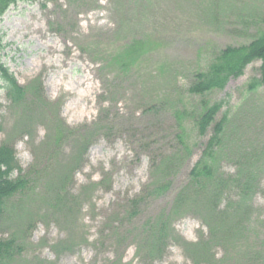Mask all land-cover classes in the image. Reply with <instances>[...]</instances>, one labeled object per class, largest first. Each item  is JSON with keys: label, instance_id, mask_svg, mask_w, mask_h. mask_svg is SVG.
I'll list each match as a JSON object with an SVG mask.
<instances>
[{"label": "rangeland", "instance_id": "374dc122", "mask_svg": "<svg viewBox=\"0 0 264 264\" xmlns=\"http://www.w3.org/2000/svg\"><path fill=\"white\" fill-rule=\"evenodd\" d=\"M253 14L264 19V0H40L9 7L0 18V63L22 87L40 81L57 119L12 107L0 82V145L14 149L28 181L0 224V239L16 245L8 264H192L186 244L209 234L201 211L173 215L164 252L151 261L138 252L141 230L168 209L211 135L200 137L191 121L200 100L187 92L193 75L220 50L251 40L255 28L246 31L242 18ZM138 40L143 48L130 67L110 63ZM260 65L206 97L221 104L217 120L228 119L220 172L236 177L249 161L256 184L240 234L213 245L215 264H264V89H248ZM102 111L120 129L94 134L80 156L86 128ZM178 114L191 154L174 160L164 196H143L161 179L150 173L151 159L181 151ZM57 127L68 129L59 143ZM229 189L220 209L232 213L238 192ZM54 202H70L69 216Z\"/></svg>", "mask_w": 264, "mask_h": 264}, {"label": "trees", "instance_id": "16d2710c", "mask_svg": "<svg viewBox=\"0 0 264 264\" xmlns=\"http://www.w3.org/2000/svg\"><path fill=\"white\" fill-rule=\"evenodd\" d=\"M38 1L40 0H0V18L13 5ZM49 1L53 0H44V2ZM262 23L264 19L260 20L257 14L242 18V25L246 27V31L249 27L255 28L253 30L255 34L251 40L239 46H228L220 50L204 71L193 75L187 92L190 96L199 97L200 100L195 114L191 116V121L200 137H204L208 131L211 135L203 147L200 158L190 170L187 181L175 192L168 209L144 223L141 230L144 239L138 247V252L144 253L148 261L154 257H160L164 252L169 238L171 218L179 211L189 209L201 211L204 224L209 230L208 237L201 238L196 243L186 244V250L192 255V264H215L216 259L212 253L213 245L220 237L226 236L230 239L240 234L243 229V219L249 215V201L256 188L255 176L247 170L250 166L249 161H245L246 169L240 170L241 173H238L236 177L226 176L220 172L218 162L224 145L228 119L224 114L220 120H217L221 104H211L206 97L214 91L224 89L229 80L242 76L245 69L254 62L261 63L258 68L259 77L250 81L248 89L250 91L259 87L264 89V28L261 27ZM142 48L141 41H132L118 55V58H112L110 63H118L123 69L128 68L140 55ZM0 82L2 83L1 88L5 91V97L12 107H23L31 115L41 116L51 113L52 118L57 119L56 111L50 110V105L43 96L40 81L37 80L22 87L0 63ZM105 112L102 111L86 128L87 132L79 147L80 156L87 151L89 139L94 134L111 133L120 129L112 118L108 119L109 115ZM103 114L104 117H102ZM175 118L180 130L176 138L181 147V154H172L165 159L161 157L151 159L150 173H156L161 179L157 178L156 182L148 184L142 192L143 196L147 193L154 198L164 196L171 188L174 160L179 161L180 155L185 154L189 157L191 154L186 144V131L182 126L184 116L178 114ZM67 133L68 129L66 130L65 127L64 130L57 127L55 142L59 143ZM15 172L18 176L13 178ZM21 173L22 169L17 162L14 149L5 144L0 145V224L3 222L8 203L27 190L28 181ZM227 189L238 192V199L235 203L237 209H233L232 213L229 207L220 209L222 208L220 200L225 192H228ZM143 200V197H139L133 201L132 205L137 208ZM69 205L70 202H54V208L61 211L64 217L69 216ZM15 249L14 240L0 239V264H8L14 257Z\"/></svg>", "mask_w": 264, "mask_h": 264}]
</instances>
